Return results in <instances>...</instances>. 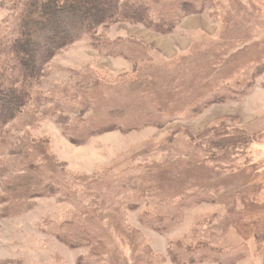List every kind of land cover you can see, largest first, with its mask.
Returning a JSON list of instances; mask_svg holds the SVG:
<instances>
[{"label": "rangeland", "instance_id": "obj_1", "mask_svg": "<svg viewBox=\"0 0 264 264\" xmlns=\"http://www.w3.org/2000/svg\"><path fill=\"white\" fill-rule=\"evenodd\" d=\"M182 3H187L186 14L168 34L118 23L82 35L51 58L36 87L47 93L56 85L89 80L111 84L143 72L147 79H140L157 101L162 125L128 126L124 133L108 131L104 125L74 143L64 124L79 116L82 121L90 118L88 109L81 115L43 117L34 128L13 122L2 137L7 145L0 146V158L15 150L12 142L26 140L32 150L38 144L46 148L72 176L130 170L127 175L134 181L140 178L130 195L143 193L146 204L127 210L119 227L106 223L111 240L97 250L96 264H176L169 256L171 247L199 241H216L219 249L237 257L233 264H264V70L241 99L201 105L198 113H191L210 92L238 78L246 84L257 66L264 65V0ZM161 13L167 15L165 9ZM6 15L0 3V22ZM110 42H118L122 49L140 45L147 58L133 62L115 52L108 54ZM213 129L230 136L239 132L245 138L244 145L229 152L228 163L215 165L206 159L204 140L211 133L204 135ZM143 177L154 183L149 185ZM1 190L0 180V264H81L79 259L89 256L90 246L69 247L57 238L58 227L85 204L81 192L37 197L23 211L9 213L3 211L9 201L1 200ZM204 190L216 191L222 199L218 204L198 201L202 195L196 200L195 194ZM178 201L181 207H174L169 218L159 216L154 226L146 224L156 220L155 212Z\"/></svg>", "mask_w": 264, "mask_h": 264}, {"label": "trees", "instance_id": "obj_2", "mask_svg": "<svg viewBox=\"0 0 264 264\" xmlns=\"http://www.w3.org/2000/svg\"><path fill=\"white\" fill-rule=\"evenodd\" d=\"M183 1L0 0L7 11L5 19L0 22V146L7 145L2 137L13 122H19L23 128H34L37 126L35 122L43 117L65 112H80L81 115L82 111L88 109L92 111L90 118L82 121L79 116L64 124L69 140L74 143L84 141L97 132V127L104 125L108 131L116 129L123 133L127 131L123 128L128 126L148 123L157 127L162 125L164 117L159 115L155 105L157 101L149 87H146L149 85L141 81L147 79L143 72L134 78H119L111 84L101 85L96 80H89L84 84L56 85L47 93L38 91L36 87L41 85L44 67L51 58L82 35L91 34L98 27L118 23L138 24L152 32L168 34L186 14L187 3ZM163 9L167 15H162ZM108 45V54L115 52L133 62L147 58L140 45H130L123 49L118 42H110ZM263 70L264 65L257 66L246 84L238 78L233 84L223 85L219 91L210 92L196 105V109H191V113H198L201 105L241 99L250 91L254 78ZM242 77L245 78L246 74H242ZM143 88L148 89V94H144ZM101 93H105L103 97L106 95L108 98L104 99ZM235 133L232 136L224 135L213 129L204 135L210 134L204 140L203 147L210 163H228L229 152L246 143L241 133ZM10 145L15 150H10L7 158H0L1 200L9 201L3 211L21 212L30 200L37 197H69L75 192H81L85 204L80 213L57 229V238L67 246H90L91 253L79 259L81 264H96L99 257L97 250H103L105 244L109 245L111 239L107 232L110 229L106 223L114 222L111 226L119 227L122 221L120 217L127 210L146 204L143 193L130 195L135 191V181L140 179L138 177L134 181V177L127 175L130 170H122L117 174L111 170L87 178L72 176L55 163L42 145L38 144L33 150L26 145V140H16ZM2 171L5 172L4 178L1 176ZM142 180L148 181L149 185L154 183L151 177H143ZM200 192L194 197L197 200L202 195L198 201L218 204L222 199L216 191L210 193L204 190L205 193L198 194ZM174 207L180 208V201L167 204L158 211L159 214L155 212L156 220H148L146 224L154 226L159 216L169 218ZM114 230L119 231L121 228ZM216 244V241L213 244L205 241L187 244L178 242L169 250V256L176 264H194L205 260L233 264L237 257L219 249Z\"/></svg>", "mask_w": 264, "mask_h": 264}]
</instances>
